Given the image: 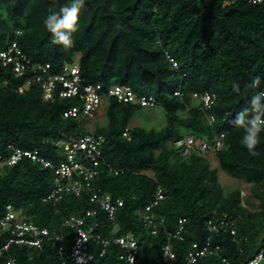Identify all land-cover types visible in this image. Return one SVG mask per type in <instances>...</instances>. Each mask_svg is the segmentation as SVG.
<instances>
[{"label": "trees", "instance_id": "obj_1", "mask_svg": "<svg viewBox=\"0 0 264 264\" xmlns=\"http://www.w3.org/2000/svg\"><path fill=\"white\" fill-rule=\"evenodd\" d=\"M69 0H0V50L18 40L27 56L50 63L58 71L78 57L83 77L100 83L131 86L136 92L157 98L166 115L161 128L131 126L144 107L108 98V122L94 131L103 134V159L93 186L123 200L115 219H109L90 194H64L54 203L44 198L54 187V172L24 157L0 167V213L12 204L20 217L40 227L62 225L73 214L95 209L89 222L99 223L106 237L133 233L139 242L138 264H170L162 247L171 243L180 263L194 243L212 236L222 247L218 256L203 264H242L264 249V127L257 130L255 151L242 143L243 129L231 121L249 104L254 90L264 92V0H84L79 30L65 48L52 43L43 24L46 15L66 6ZM22 30L20 36L17 31ZM170 55L178 63L173 67ZM23 78L11 66L0 64V152L8 146L34 150L54 163L65 160L57 142L77 136L88 128L85 118L65 117L79 102L76 98L43 99L39 85L23 92ZM182 93L176 95V91ZM215 92L209 123L194 92ZM264 118V112L261 113ZM130 127V139L124 131ZM225 133L222 150L216 152L220 168L252 185L259 209L246 207L240 189L229 194L219 182L218 168L199 153L182 156L171 143L185 135L213 140ZM118 173H115V172ZM165 198L154 208L157 233L143 220L141 209L158 186ZM231 216L237 235L221 230L212 233L206 221L212 216ZM181 218H186L182 238L170 237ZM66 244L46 239L42 248L14 244L0 257V264H75L70 250L73 231L64 228ZM8 235L0 230V247ZM121 248L111 243L104 256L86 264H128L120 259Z\"/></svg>", "mask_w": 264, "mask_h": 264}, {"label": "built area", "instance_id": "obj_2", "mask_svg": "<svg viewBox=\"0 0 264 264\" xmlns=\"http://www.w3.org/2000/svg\"><path fill=\"white\" fill-rule=\"evenodd\" d=\"M250 1L257 3L263 0ZM21 34L22 30H18L17 35ZM167 56L173 67H178L176 59L170 55ZM0 64L11 66L15 76L24 79V82L19 86L20 92L36 84L43 91L44 100H51L56 96L76 98L79 103L66 110L65 117L91 118L105 107L106 101L110 97L120 103L142 107L157 106V98L153 94L136 92L129 85L116 83L104 89L100 83L87 82L82 75L78 57L73 62L65 63L58 71H53L49 62L42 63L30 59L16 39L0 50ZM176 95L181 96L182 93L178 90ZM192 97L199 101L202 109L207 112V121L213 123L216 118L209 113V110L215 104L217 94L209 91L194 92ZM123 134L130 139V127H127ZM225 137V133L217 135L213 140L185 135L175 140L171 145L179 150L182 156H189L193 153L206 156L222 150ZM105 141L106 137L93 129L59 141L56 145L60 147L61 154L66 159L58 164L40 155L38 151L9 145L7 154L0 152V167L3 163L14 165L24 157L38 162L54 172V187L50 194L44 198L46 201L56 203L64 194L81 196L88 193L91 201L98 203L107 213L109 219L114 220L118 208L123 205V200L114 198L110 193L103 192L100 188L93 186V180L98 174L97 167L103 159L102 149ZM164 198L163 188L159 185L154 197L141 209L144 222L153 227L154 234L157 233V217L153 210ZM95 213V209H89L84 214H73L65 218L59 227L47 228L20 217L16 208L12 204H7L3 213H0V230L8 235L6 243L0 247V257L14 244L42 248L44 241L49 238L58 242L62 251L66 244L64 228H69L74 235L70 250L73 263H90L97 254L104 256L108 246L115 243L122 250L120 259L128 264H138L139 242L136 236L133 233L114 238L104 236L98 230L99 223L89 222ZM186 222V218H181L175 231L168 233L169 238H182L186 231ZM206 227L211 234L224 230L229 231L233 237H236L238 231L233 218L226 214L210 217L206 221ZM221 250L222 247L214 243L212 236H208L203 243H194L184 262L180 263L171 243L168 242L162 247L164 259L170 264H203L202 260L212 256H218L227 262V258L223 256ZM7 264H14V259L9 260ZM242 264H264V249L257 250Z\"/></svg>", "mask_w": 264, "mask_h": 264}, {"label": "clouds", "instance_id": "obj_3", "mask_svg": "<svg viewBox=\"0 0 264 264\" xmlns=\"http://www.w3.org/2000/svg\"><path fill=\"white\" fill-rule=\"evenodd\" d=\"M84 0H69L59 12H49L43 20L44 26L52 34V43L71 47L74 40L73 34L79 30L78 17ZM264 92L254 90L249 104L236 114L231 123L243 129L242 143L249 151H255L257 141V130L264 127Z\"/></svg>", "mask_w": 264, "mask_h": 264}, {"label": "rangeland", "instance_id": "obj_4", "mask_svg": "<svg viewBox=\"0 0 264 264\" xmlns=\"http://www.w3.org/2000/svg\"><path fill=\"white\" fill-rule=\"evenodd\" d=\"M108 119L105 109L102 108L97 114L85 120L88 129H95L97 126H105ZM166 123L165 111L161 106L144 107L131 120V126H144L148 129L161 128ZM212 168H218L219 182L224 188V192L229 194L232 190L240 189L243 201L247 208L252 211L259 209L260 201L252 191V185L242 179L236 178L220 168L216 153L206 155Z\"/></svg>", "mask_w": 264, "mask_h": 264}]
</instances>
